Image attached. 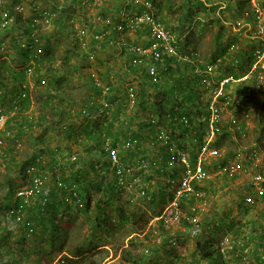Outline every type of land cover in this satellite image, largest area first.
<instances>
[{"label":"rangeland","instance_id":"obj_1","mask_svg":"<svg viewBox=\"0 0 264 264\" xmlns=\"http://www.w3.org/2000/svg\"><path fill=\"white\" fill-rule=\"evenodd\" d=\"M17 1L18 0H6L5 11H12ZM56 1H58L60 5L54 9L51 23L39 26L37 42H31L35 47V55H41L40 58L46 56L42 47L46 45L51 47L53 52L50 53L49 57H44V60H47L46 63H44L46 64L45 66H50V72H48L47 75L45 74V77H53L54 82L65 79V83L62 87L60 84H56L55 87L54 82L51 87H49V84L48 86L42 87L38 85L39 81H36L37 77H33L27 85V88L31 90L30 92L32 94L33 111L37 113L40 110L46 112L47 108H44L42 101L45 95H53L56 97L55 100L58 99L59 102L61 100L67 101V103L64 101L63 104H66L65 110L67 112L70 111L71 122L75 124L74 132L80 133L83 125L86 124L85 120H89L87 115L83 114V109L90 112L89 115L92 116L90 119L102 125L105 122L96 120L101 119L99 116L94 117V105L86 103L87 100H92V102H94L96 98L95 95L97 94V86H94L93 83L96 84V81L99 82L101 80L100 82L108 83L109 85V98L112 102H116L117 104L115 109L117 118H125L126 121H130L133 126L131 132H128L126 129L116 128L113 137L116 138L120 145L125 138L130 137L133 133L137 134L138 131L145 132L147 137L144 139H136L143 143L146 148V153L152 156L156 151V143L149 135L150 130L146 131L148 128L143 126L144 124H148L149 119L152 117V112L143 110L140 105L130 109L126 106L124 99L126 84L130 82L129 78L131 76L124 74V66L129 56L122 54V52L119 53L113 45L112 39L106 43L99 42L95 44L89 36L93 24L95 25L97 22H94L93 18L98 20V18L110 17L111 21L114 20L112 9L115 7L117 0H108L106 2L103 0H94L89 7H81L80 0ZM202 1L208 11L204 13L203 10L192 8L193 11H191V16L188 14V9L190 10L191 6L187 5V0H151V5L155 15L161 20L164 30L171 36L174 45L183 46V51L189 49L194 53L197 64L205 63L210 60L212 54H214L217 34L219 35V37H217L218 42L225 41L224 37H231L232 35L235 36L234 39L239 40V42L236 40V43L232 41L230 44L224 43L228 45H224L227 47L226 70L221 72V70L213 65L210 72L211 75L208 76H211L213 79L212 86L217 84L221 79L220 76L222 79L230 78L229 86L227 88L223 87L221 94L229 95L232 98V103L235 104L234 112H236V119L239 123H244V128H247L249 133L245 141L241 140L229 130L227 132L229 136L223 139L216 136L215 145L219 149V152L223 154V158H232L244 143H247L246 145L250 148L255 147L253 141L258 143L257 147L262 151V146L260 141H258L260 139L258 131L259 128L264 130V113L261 112V114H258L259 108L255 106L256 102L251 103L249 107H247V110H242L239 109L240 104L238 101L240 102V99L237 98L236 101V93L239 88L237 85L241 82L237 80L244 77L253 69L254 62L248 67V63L244 60L243 54L246 53L245 56H248L249 52L256 48L250 47L249 43V40H257L255 38L257 34L256 30H254L251 22H244L245 16L236 13V1L238 0L230 2V4L227 3L228 0ZM32 3V0H27L22 16L16 15L11 25L6 30L0 31V43L4 42L9 52L12 51L8 56H2L0 60H5L8 63L10 71V65L16 68L14 62L17 52L14 47V37L22 32V27H24L22 23L23 19L30 18L33 13L31 9ZM37 5L39 8H43L41 2H39V4L37 3ZM61 11H63L64 14L61 15ZM235 13L239 16L235 15ZM261 14H263L264 18V11H262ZM57 15L61 17L59 21L55 23L54 21L58 20L56 17ZM216 17L220 22L216 23L213 21ZM222 29L225 31L222 32ZM222 34H224V37L220 38ZM127 38L129 41L139 45H146L149 40L148 32L146 33V31L130 33ZM63 63L65 65H63ZM261 63L262 64L258 66L264 65V58ZM204 66H206V63ZM45 72L46 71H44V73ZM132 73L133 72H131V74ZM189 73L187 72L185 77H188ZM111 74L113 75L112 79L110 78ZM192 83L193 81H187L186 85L188 86L187 89L189 92L192 89ZM59 85L60 90L56 93L55 89H57ZM138 89L139 92L144 91L143 86L138 87ZM204 96L206 98L207 94L205 93ZM96 100L98 99H95V101ZM7 102L2 103L5 109H7L8 106ZM22 104L23 102L21 105ZM230 108L232 109V107ZM66 111L61 113L62 118L61 116H56L55 114L57 113H54L52 110L46 112L51 122H54L53 126H56V123L60 124H58L57 128L51 126V131L48 134L44 133L39 140V131H37L35 134L24 135V138L16 141L13 139L7 140V142L2 145L3 150L6 148L4 152L8 147L13 148L14 152L10 155L11 157L14 156L16 164H12V162L9 163V169L5 170L4 165L8 163L9 155L5 157V162L0 160V264H14L16 259L20 256L24 259L25 253H29V258L34 264H59L61 256L68 255L73 257L78 251H83L86 256H88V259L92 260L95 264H121V262L127 261V259L124 258L126 253H129L132 259L136 257L140 259L141 264H180L172 259V256L170 257L171 260L169 259L170 261H168V252L176 253L180 258L183 257L188 264H193L189 254L192 252V249H194V242H196L198 237L190 238L188 235L177 231L171 233L165 231L167 239L173 236L178 244L177 247H169L166 239L165 241H161V239L157 237L158 234L156 230L158 228V225H156L157 222L155 221L156 216L160 213L164 204L161 205L160 203V205H156V207L153 208L149 202L134 198L133 193L136 191L134 186L132 193L125 191L122 194H118L117 198L113 197L117 193L111 188V176H108L107 179L102 181L105 183H102L101 192H97L95 188L90 191L92 200L90 211L86 210V212L83 213V207L82 210H77V208L79 209V207H77L78 204H71L69 202L71 207H68L70 205L67 204L66 207L60 208L59 213L56 215V228L54 232L41 231V226L38 225L35 227V232L30 237L22 235L21 231L14 228L12 229L13 238H4L2 228L5 224L7 228H12V225L11 222L6 223L5 217H3L4 211L1 206L5 202V196L11 193L10 189L14 188L13 192H18L25 186L32 185L33 179L38 176L37 174H39L38 177L42 183V187L49 189V180H45L43 174H50V172L44 170L42 166L43 163H41V160L38 161V158L35 161L37 163L36 166L33 167L32 163H30L34 151L39 148L45 151H52L60 147L62 149V146L65 144H69L68 146L71 149L70 146L74 141L72 139L66 141L63 135H61V124H64L65 129L70 125L69 119L68 121H63L66 116ZM258 115H260L261 119H259ZM222 120H228V116L224 115ZM161 125L166 127V129L170 127V124L165 120ZM140 126L142 129L139 128ZM46 127L50 128L48 125L44 126V128ZM63 139L65 141L61 142ZM151 143H154V145H151ZM262 152L264 153V151ZM140 155L141 153L138 154V151H131L128 156L122 154V160L129 168H133L130 177L133 175V177L143 179L147 174L139 164L135 163ZM102 157L104 156H100L99 158ZM92 158L94 161L97 160L96 164H101L102 167H106L102 159L97 158L95 154ZM215 165V161H211L209 168L213 169ZM31 166L34 169V172H32L34 175L27 174ZM20 168H23L24 172L21 176L19 175ZM77 168H82V162L78 163ZM58 174L59 172L55 175ZM149 177L148 175L146 180ZM246 178L247 177H245V179L239 178L234 183L221 178L219 182H217L216 187L213 188L216 192V200L211 202L210 210L208 214L203 217V220L207 226L211 225V222H214V220L220 222L221 225L223 224L220 233L214 232L212 234L215 246L221 233L227 231L228 222L231 221L233 224H237L236 226L241 230L240 235L246 238L249 237L252 242H256L261 230H264V204L258 195H254ZM91 179L95 184L100 182L97 176L92 175ZM138 184L139 182H136L135 186H138ZM146 190L151 199V195L153 194H162V192H164V186L160 181H156L155 184L149 183ZM56 194L60 196L59 192H56ZM108 196H112V199H115L117 204L123 209H121V213L124 219L128 220L127 224L121 225L119 222L120 219H118V212L115 211L112 206L105 205L106 202L103 198ZM37 199V197L30 198L29 200L31 201L29 204L33 205L34 200ZM239 202L247 206L248 210L246 214L238 210L237 205ZM97 207L101 210L105 209L103 213H106V216L103 219H100V215H96L95 209ZM143 211H146L148 216H151L152 219L149 220L143 231L133 233L129 228L130 225L135 223L136 227L139 228L145 222L139 219ZM22 217L23 219L28 217L25 210L22 213ZM95 219H98V224L104 227L102 231L96 230ZM44 222L46 221L44 220ZM46 227L49 228L47 222ZM228 230L230 231L232 228ZM144 234L145 237H143ZM18 238L22 240L21 243L17 242ZM11 250L14 251L13 257H9ZM55 251L59 252V254L52 259V256L56 253ZM5 252L10 253L7 254ZM159 256L160 258H157ZM251 256L244 261L240 257L228 253L226 259H232L229 261L230 264H253L255 260H251ZM22 264L29 263L22 262Z\"/></svg>","mask_w":264,"mask_h":264},{"label":"built area","instance_id":"obj_2","mask_svg":"<svg viewBox=\"0 0 264 264\" xmlns=\"http://www.w3.org/2000/svg\"><path fill=\"white\" fill-rule=\"evenodd\" d=\"M92 1L94 0H80V5L81 7H89ZM5 2L6 0H0V31L6 30L16 15L22 16L27 0L17 1L12 9L13 16L2 9ZM116 2L112 9L114 20L111 21L110 17L98 18V20L93 18V21L97 22L95 25L93 24L94 27L92 26L89 36L93 42L97 43H106L112 39V43L119 53L122 52V54L129 56L124 66V74L131 75L124 94L126 106L131 109L138 103L137 87L162 84L167 79L169 67L173 68L177 63H188L195 68L202 88L208 90L207 92L204 91V94H207L205 99L208 98L209 100L201 110L175 109V114L165 115L170 127L169 129L162 125L156 127V151L152 156L146 153V148L142 142L132 137L123 141L122 149L141 153L135 163L139 164L147 174L143 179L133 177V175L130 177L133 168H129L120 159L119 149L114 146L113 142L105 139L102 148L106 153L108 172L96 166L98 179L104 180L110 175L116 192L120 194L125 191L132 193L134 186L136 188L133 193L134 198L147 202H150L151 199L147 194L146 187L149 183L155 184L156 181H160L164 186L166 203L156 217V221L161 222L162 227L170 233L180 231L191 238L197 237L202 232L203 217L208 214L211 202L216 200V192L213 188L216 187L221 178L237 180L247 177L253 193L264 198V153L262 152L264 151V130L258 140L262 146V151L258 149V143L253 141L255 147L250 148L246 145L247 143H244L232 158H223V154L215 145V138L219 131L216 125L217 120L227 115L229 130L233 133L235 129L238 130V121L234 112L235 104L232 103V98L229 95L221 94L225 84L230 82V78H221L215 86H212L213 79L208 80L205 77L211 75L212 65H206L200 69L197 67L194 53L189 49L183 51V46L174 45L171 36L164 30L161 20L155 15L151 0H117ZM249 3L256 10L255 12H258L256 0H249ZM26 20L30 29L28 33H25L23 29L14 37V47L19 52L20 50H33L35 54L33 43L37 42L38 27L50 23L51 16L49 18L47 11L34 12L30 18L23 19V21ZM256 28L257 34L255 36L260 38L264 34L262 19H259ZM138 31L148 32L149 40L146 45H139L128 40L127 36L130 33ZM11 52L4 42L0 43V59L2 56H8ZM21 57L23 58V56ZM254 58L253 69L237 81L250 80L256 72V84L260 86L264 82V71H259L257 66L262 64L264 46L254 53ZM34 64L33 58L28 57L19 66L27 85L34 77ZM260 69L264 70V65H261ZM131 72L133 73L131 74ZM110 78H113L112 74ZM96 86L100 90V98L96 102L94 117L102 116V118L110 119L116 115L117 104L106 99L109 85L96 81ZM24 98L25 94L21 91L17 96L9 99L7 109L0 104V136L5 131L7 120L19 115V106ZM228 107H232V109L229 110ZM83 114L87 115V118L92 117L87 111H83ZM22 117L25 118L23 125L25 132H36L38 113L30 108L22 116H19L20 121ZM117 120H120L123 127L128 131L133 129L130 121L128 122L124 118H117ZM248 133L247 128L241 129L239 131L240 139L246 141ZM2 145L3 141L0 138V146ZM77 159L76 154H71L68 161L75 162ZM211 161L216 163L213 169L209 168ZM32 172L34 169L30 167L29 174H33ZM148 175L150 177L146 180ZM32 182V185L25 186L16 192L15 196L25 199L24 201L37 197L41 201L40 205H42L49 198V189L42 187L39 177L34 178ZM136 182H139L138 186H135ZM245 242L242 236L221 233L217 248L223 256L231 253L246 261L251 254V245H246ZM168 243L171 246H177V241L172 236L168 239ZM258 252L260 260L264 264V245L259 247Z\"/></svg>","mask_w":264,"mask_h":264},{"label":"trees","instance_id":"obj_3","mask_svg":"<svg viewBox=\"0 0 264 264\" xmlns=\"http://www.w3.org/2000/svg\"><path fill=\"white\" fill-rule=\"evenodd\" d=\"M55 1L56 0H32L33 3L31 5V9L33 13L34 12L42 13L43 11H47L49 14V18L51 16V20H50L51 23L53 19L54 9L57 8L58 5H60L58 1L56 2ZM187 1H188L187 5L191 6L190 10L188 9V14L190 16L192 14L191 11H193L192 8L197 10H203L204 13L205 11L206 12L208 11L205 8L202 0H187ZM233 1L235 0H228L227 3L230 4V2ZM30 2H29V6H30ZM39 2H41V6H43L44 9L38 7L37 3L39 4ZM236 2H237L236 13L245 16L244 22L246 23L251 22V24L254 27V30H257L256 25L259 19H262V26L264 29V18H263V14H261V12L264 11V0H256V6L258 12H255L256 10L250 6L249 0H238ZM5 6L6 5L4 4L2 8L3 10H6ZM7 13L13 16L12 11ZM236 13L235 15L239 16ZM62 14H64L63 11H61V15ZM56 17L58 20L54 21L55 23L59 21V18L61 16L57 15ZM213 21L216 23L220 22L217 17ZM22 23L24 26L22 27V29H24L25 33H28L30 29L28 21L27 20L22 21ZM223 31L225 30L222 29V32ZM217 37H219L218 34L216 36L214 54H212L210 60L205 63L206 65H212V66L214 65L217 67V69L223 72L227 68L226 67L227 47L225 46H228L225 45L224 43L230 44L231 41L236 43V40L238 42L239 40L234 39L235 36L233 35L231 37L230 36L224 37V34H222L220 38L224 37L225 41L218 42ZM262 38H264V34H262L260 38H258L257 40L255 39L249 40L250 47L253 48L256 47V48H254L253 51L251 50L248 56H245L246 53L243 54L244 60H246L248 63V67H250L252 62L255 61L254 53L257 50L262 49L264 46V39L262 40ZM94 43L97 44V42ZM97 47L100 48L99 46ZM42 48L47 57H49L50 53L53 52L51 47L48 45ZM20 52L18 51V54H22L23 56L22 63L20 65H22L25 59H27L28 57L33 58L35 63L33 67V75L34 77L38 78V79L36 78V81H39L38 76L40 74V71L44 69V67L46 68V72H45L46 75L48 72H50L49 69L50 66H45L46 64H44L47 61L44 60L45 59L44 57L46 56H42V58H40L37 55H33V50L32 51L20 50ZM205 63L197 64L196 61L197 67H199L200 69L204 68ZM63 65L65 64L63 63ZM194 69L195 68L188 63H183V64L177 63L175 67L173 68L169 67L167 79L162 84L154 85L152 87L147 86L146 90L148 89L154 90L153 93L151 94L152 98H150L151 96L147 92H143V93L139 92L140 98L137 105L142 106V109L145 111L152 112V117L149 119L148 124L143 125L145 128H148L146 129V131L150 130L149 135L152 137V139H154L153 136L156 126L162 124L165 115L175 114L176 113L174 112L175 109L178 110L189 109L190 111L196 109L201 110L203 109V106H205V104L208 103L209 99L208 98L205 99L203 93L204 91L207 92L208 90L202 88V85L200 84L199 81L200 78L198 74L195 73ZM257 69H259V71H264L260 69V66H257ZM187 72L190 73L188 74V77H185V74ZM254 73L255 75L252 79L241 81L237 85V87L239 88L237 89V93H236V101L237 98L240 99V102L238 101V103L240 104L239 109L242 110H247V107H249L251 103L256 102L257 104L255 103V106L259 108L258 114H261V112L264 113V82L260 86L257 85L255 79L256 72ZM205 77L208 80L212 79L211 76H205ZM187 81H193L192 83L193 86L190 92L187 89L188 88V86L186 85ZM263 81H264V73H263ZM53 82H54L53 77L42 79V81L40 80V84H49V87L53 86ZM54 83H55L54 85L55 87L56 84H60L62 87V85L65 83V79L61 81L58 80ZM229 84L230 82L225 84L224 87L227 88ZM60 85L57 87V89H55L56 93L59 92ZM93 85L96 86L95 83H93ZM27 87L28 86L27 84H25V76L23 75L22 70L18 68L17 70L11 72L9 70L8 63L5 60H0V104L9 101L10 98L17 96L21 91H23L25 94V98L21 101V103L23 102V104L21 105L20 103L19 106V111H18L19 115H17L16 117H10L5 124V131L0 136V138L3 141V144L6 143L7 140L13 139L14 141H16L18 139L24 138V135L35 134V132H25L23 128V125L25 123V118L22 117L21 121L19 119V116H22L24 113H26V111L32 108L33 105L32 102L33 100L31 98L32 94ZM96 90H97V94L95 95V97L99 99L100 90L98 88H96ZM143 96H146L147 99H144ZM55 98L56 97H54L53 95L45 96V98L42 101L44 104V108L45 109L47 108V111L52 110L54 113L56 112L57 114L55 115L58 117L61 116L62 118L61 113L63 111H66L65 110L66 104H63L65 100H61L59 102L58 99L55 100ZM106 99L111 102V100H109L107 96ZM65 102L67 103V101ZM91 102L92 100L86 101L87 104H91ZM228 109L231 110L230 107H228ZM46 112H43L42 110L38 112V118L36 122V127H37L36 133L37 131H39L38 140L39 138L42 137L44 133L48 134L51 131L52 127L55 126V125L53 126L54 122H51L50 117L48 114H46ZM99 117L101 119H96V120L103 121L105 122L104 124L99 125L95 120L88 118L90 121L85 120L86 124L83 125V128L80 130V133H78V132H74L75 124L71 122L70 111L68 112L66 111V116L64 117L63 121H68L69 119L70 125L66 127L67 129H65L64 124H61V135H63L66 141H69V139L70 140L72 139L74 141L73 142L74 144L72 143V145L70 146L71 149L68 146L69 144H65L64 146H62V149L60 147L52 151H45L44 149L39 148L34 151L33 158L31 159L30 162L32 163L33 167L37 165L35 161L38 158V161L41 160V163H43L42 166L44 167V170H46V172L47 170L50 172V174L47 173L45 175L43 174L44 179L49 180V199H47L46 202L42 205H40L41 201L39 199L34 200V203L32 205L29 204L31 200L24 201L25 199L16 197L15 196L16 192H13L14 188H11L10 189L11 193L5 196L4 198L5 202L1 206L4 211L3 217H5L6 223L11 222L12 225V228L10 227L7 228L5 224V226L2 228V234L4 235V238H8V239L9 237L13 238L12 229L14 228H17L19 231H21L22 235L26 237H30L31 235H33L36 229L35 227H37L38 225L41 226L40 228L41 231L43 230L45 232L47 231L54 232V229L56 228V224H55L57 218L56 215L59 213L60 208L62 209L64 206L66 207L67 204L69 203L78 204L77 207H79V209L77 208V210H82L83 207L82 210L83 213L86 212V210L90 211V204L92 201L90 191L93 188H95L97 192L102 191L101 190L102 183L98 181L99 183L95 184L91 179L92 175L95 176L97 174L95 168L97 160L94 161L92 156L95 153H97L100 156H106V153L102 148V143L105 139L108 138L116 143L117 140L115 137H113L114 136L113 133L114 130H116L119 122V120H117L116 115H113L110 119H107L105 117L102 118V116ZM258 117L259 119H261L260 115H258ZM58 124L60 123H56V126L54 128H57ZM237 124H238V130L235 129L234 134L240 138L239 131L241 129L243 130L244 123L238 122ZM45 125L50 126V128L47 127L44 128ZM216 125L219 129V131L217 132V136H219L220 139L229 136V134L227 133L229 131V126H230L228 120L218 119ZM262 132L263 129L259 128L258 134L260 138ZM130 137H134L137 139L140 138L144 139L147 136L145 132L138 131L137 134L133 133ZM2 147L3 146H0V160L2 162H5L4 161L5 157L9 155L8 163L4 165L5 170H8L9 163L12 162V164H16V160L14 159V156L11 157L10 155L14 152V150L12 147H8V149L4 152L6 148L3 150ZM71 154H77L78 156L77 161L75 162L68 161V158ZM81 162H82V168L79 169L77 168V166L78 163ZM57 172H59V174L55 175ZM23 173H24L23 168H20L19 175L21 176L23 175ZM27 174H29V171L27 172ZM37 175L39 176V174ZM228 181L234 183L236 179L231 178ZM111 188L113 189V186ZM56 192H59L60 196H58ZM113 197L117 198L118 194L114 195ZM113 197L112 196L104 197L103 199L106 202L105 205L112 206V208L115 211H117L119 214L118 219H120L119 222L121 223V225H125L128 223V220L124 219V216L121 213L122 208L120 207L119 204H117V201H115V199H112ZM260 198L262 199V203L264 204V198L263 197ZM165 199H166L165 192H162V194L160 193L157 195L153 194L151 195V200L149 204L151 205V207L155 208L156 205H160V203L161 205L165 204L166 202ZM237 206H238V210H241L242 213L244 214L247 213L248 208L247 206L242 204V202L241 203L239 202ZM68 207H71V205ZM24 210L27 212L28 215L26 219H23V217L21 216ZM95 211H96V215L97 214L100 215V219L101 218L103 219L106 216V213L105 214L103 213L105 209L101 210L97 207ZM151 218L152 217L148 216V213L146 211L145 212L143 211L139 219L145 221L144 224L139 228H137L136 224L134 223L130 225L129 228L132 230L133 233L135 232L139 233V231L141 232L143 231V229H145L146 224L149 222V220H151ZM44 220L49 224V228L46 227V222H44ZM97 221L98 219H95L94 221L96 226L95 228L97 231H102L104 227L102 225H99ZM156 225H158V228L156 229L158 234L157 237H159L161 241H165L166 239L168 246L173 247L168 243L167 235L165 232L166 230L162 227V223L157 222ZM222 225L220 224V222L214 220V222H211V225L207 226L205 221L203 220V222L201 223V231H202L201 234L203 233V229H204V233L202 235L200 234L199 236H197L198 239H196V242H194L195 244L194 249H192V252L189 254V257L191 258L193 264H230L229 261L232 259L230 258L226 259V256L220 254L217 248V244L215 246V241L212 238L213 237L212 234L214 232L220 233ZM236 225L237 224H233L232 221L228 222V227L226 229L227 231H224L222 233H228L234 236L241 237L240 235L241 230H239V227ZM230 228H232V230L229 231L228 229ZM177 232L181 233L180 231ZM143 237H145V234ZM244 239L246 241L245 242L246 245H251L250 256L251 255L252 256L250 258L253 261L255 260V263H253L252 261L251 262L253 264H263V262H261L260 260L258 249L259 247L264 245V230H261V233L258 239L256 240V242L255 241L252 242L249 237L246 238L244 236ZM21 241L22 240H20V238L17 239L18 243H21ZM2 242H7V241H2ZM5 253L9 254L10 252H5ZM58 254L59 252H56L52 256V259H54ZM13 255H14V251L11 250L9 257H13ZM167 255L169 256L168 261L171 260L170 257L172 256V259L179 262L180 264H188L183 259V257L180 258L179 255L176 253L168 252ZM124 258L127 259V261H123L121 262V264H141L140 259H138L137 257L132 259V256L129 255V253H126L124 255ZM157 258H160V256ZM22 262H28L29 264H34L29 258V253H25L24 259H22L20 256L18 259H16L14 264H22ZM59 264H95V263L92 260H89L88 256H86V254L83 251L82 252L78 251L73 255V257H70L68 255L61 256L59 260Z\"/></svg>","mask_w":264,"mask_h":264},{"label":"clouds","instance_id":"obj_4","mask_svg":"<svg viewBox=\"0 0 264 264\" xmlns=\"http://www.w3.org/2000/svg\"><path fill=\"white\" fill-rule=\"evenodd\" d=\"M255 38L256 39H258L256 36H255ZM139 87H142V86H139ZM143 87H144V91H140L141 93H143V92H147L150 96H151V94H152V92L154 91L153 89H149V90H146L147 89V87H146V85H143ZM150 87H152V86H150ZM137 93H138V101H139V89H138V87H137ZM124 94H125V91H124ZM125 97V96H124ZM143 98H146L147 99V97L145 96H143ZM150 98H152V96L150 97ZM138 104V103H137ZM137 104H136V106H137ZM134 108V107H133ZM133 108H131V109H133ZM125 119V118H124ZM126 120V119H125ZM166 121L167 122V120L164 118L163 119V121ZM120 121V120H119ZM163 121H162V124H163ZM168 123V122H167ZM168 124H170V123H168ZM159 125H161V124H159ZM141 126H142V124H141ZM141 126L139 127V128H141ZM158 126V125H157ZM156 126V127H157ZM117 128H122V129H125V127H123V125H122V123H121V121L119 122V124H118V126H117ZM142 129V128H141ZM156 129V128H155ZM127 130V129H126ZM132 130H130V132H131ZM129 132V131H128ZM154 142H155V131H154ZM129 137H127V139H128ZM132 138H134V137H132ZM109 139V138H108ZM134 139H136V138H134ZM109 140H111V139H109ZM125 140V139H124ZM123 140V141H124ZM137 140V139H136ZM112 142H113V144H114V146L115 147H117L118 149H119V156H120V159L122 160V154H124V156H128V154L129 153H131V151H125L124 149H122L121 148V145H122V143H123V141H122V143L119 145L118 144V142L116 141V143L113 141V140H111ZM141 142V141H140ZM106 156H104L103 158H101L102 159V161H103V163L105 164V166L106 167H102V165L101 164H96V166H99L102 170H104V171H106V172H108V164H107V162H106ZM123 161V160H122ZM95 176H97L98 178H99V176L96 174ZM110 176V175H109ZM108 178V177H107ZM112 178V177H111ZM105 180V179H104ZM101 183H105V182H102L103 180H99ZM111 187L113 186V189H114V191H116L115 190V186L113 185V181L111 180ZM117 194H120V193H118V192H116ZM254 195H256V194H254ZM49 199V198H48ZM166 203V202H165ZM159 214H157V216H158ZM22 216V215H21ZM156 216V217H157ZM152 219V218H151ZM156 221V220H155ZM156 222H158V221H156ZM159 223H161V222H159ZM191 238V237H190ZM195 238V237H194ZM217 243H218V241H217ZM177 246H178V244H177ZM174 247V246H173ZM176 247V246H175Z\"/></svg>","mask_w":264,"mask_h":264},{"label":"crops","instance_id":"obj_5","mask_svg":"<svg viewBox=\"0 0 264 264\" xmlns=\"http://www.w3.org/2000/svg\"><path fill=\"white\" fill-rule=\"evenodd\" d=\"M219 8H222V7H219ZM23 30V29H22ZM17 51V50H16ZM19 51V50H18ZM18 51H17V54H16V56H15V66H16V68L15 67H13L12 65H10V67H11V72H13V71H15V70H17L18 68H19V66H20V64L22 63V54H18ZM22 53H24V52H22ZM33 55H35L34 53H33ZM41 56V55H40ZM39 56V57H40ZM39 57H36V58H39ZM44 71H46V68L44 67V69H42L41 71H40V74H39V82H38V85H40V86H42V87H44V86H48V84H40V80L42 81V79H46V78H48L47 76L45 77V73H44ZM43 73H44V77H43ZM222 78V77H221ZM242 78V77H241ZM241 78H239V79H241ZM25 81H26V79H25ZM31 91V90H30ZM46 96V95H45ZM107 97L109 98V94L107 95ZM95 99H97V98H95ZM95 99H94V102H91V104H93L94 105V111L96 110V102H97V100L95 101ZM109 100H111L110 98H109ZM95 103V104H94ZM83 111H87V110H85V109H83ZM94 111H93V113H94ZM88 113H90L89 111H87ZM65 140L63 139L61 142H64ZM95 156L97 157V158H99L100 157V155H98L97 153H95ZM99 159H101V158H99Z\"/></svg>","mask_w":264,"mask_h":264}]
</instances>
